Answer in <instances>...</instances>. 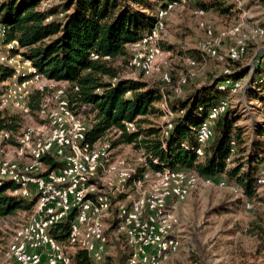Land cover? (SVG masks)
Instances as JSON below:
<instances>
[{
  "label": "trees",
  "instance_id": "16d2710c",
  "mask_svg": "<svg viewBox=\"0 0 264 264\" xmlns=\"http://www.w3.org/2000/svg\"><path fill=\"white\" fill-rule=\"evenodd\" d=\"M42 1L0 0V23L5 27L3 44L16 41V48H5L7 55L16 54L19 50L18 53L30 60L31 65L47 79L67 81L66 96L71 108L75 111L76 107L80 111L81 106L88 107L84 110L89 114L85 121L86 142L96 143V140L112 131L110 148L122 143L133 144L149 168H184L197 176L223 177L241 192L236 194L225 187L228 193L234 195L233 198L220 200L213 209L235 208L243 202L244 196H248L252 198L253 214L263 220L264 214L257 211L258 205L254 203H261L264 194L263 190H256V178L264 170V119L252 127L253 135L243 154L244 150L238 147L235 134L237 110L229 102L213 118L212 134L204 143L200 156L195 153V148L196 130L201 120L222 100H230V87L221 86L226 80L238 81L246 73V95L260 97L264 106V47L252 52L248 65L241 63L242 58L227 59L225 69L211 73L208 80L190 88L184 95L174 94L161 87L159 80L122 75L113 62L116 57L129 61V44L152 29L157 21V9H166L172 0H56L40 8ZM189 1L190 7L204 11L207 7H213L227 12L234 5L230 0H226L227 4L222 0L209 4L200 0ZM247 2L264 5V0ZM241 6L234 5L238 13L242 10ZM157 45L164 50L158 40ZM246 46L245 54L255 46V42L249 39ZM166 47L169 49L170 46ZM91 53L97 57L91 58ZM184 55L197 62L203 57L194 47ZM13 74V67L0 59V82ZM42 95L39 89L32 91L28 100L30 113L37 112ZM162 99H165L172 115L169 128V123L160 124L150 118L151 115L166 114V110L158 105ZM23 115L18 110L0 109V131H20ZM127 122L134 124L132 129L127 128ZM230 149L233 151L230 152ZM41 161L46 168L40 170L39 174L62 166L59 157L51 153L44 154ZM142 169L137 166V173ZM18 189L20 184L17 181L0 176V215L10 214L19 208L31 209L35 194L26 196L15 192ZM71 217L69 215L54 223L48 230L49 235L65 243ZM247 229L258 241L259 237H263L264 223L251 220ZM113 239L115 252L107 253L99 262L96 263L86 250L74 248L69 254L71 263L127 264L129 245L123 236H113ZM190 241L193 243L191 264H206L207 255H202L204 244L193 236Z\"/></svg>",
  "mask_w": 264,
  "mask_h": 264
},
{
  "label": "rangeland",
  "instance_id": "374dc122",
  "mask_svg": "<svg viewBox=\"0 0 264 264\" xmlns=\"http://www.w3.org/2000/svg\"><path fill=\"white\" fill-rule=\"evenodd\" d=\"M188 1L189 0L181 1L168 8L164 11L163 16L159 18L158 22L155 23V25L162 23V28L154 29L155 36L148 45V48H156L158 50L155 55L154 67L149 71H143L132 64L131 60L132 54L135 52V44L131 43L129 46L131 51L129 61L127 62V60L125 61L119 57H116L113 61L114 64L118 66L119 72L122 75L141 76L151 81L159 80L161 87L169 89L170 91L172 89L164 86L161 80L162 75L168 74L170 75L172 86L176 87V91L172 90L174 94L184 95L190 88L208 80L211 73L226 68L224 63L229 59L226 57L229 46L234 45L242 50L240 59L242 58L241 63L243 65H248L250 63L253 51L264 47V35H259L256 32L259 28L264 29V25L258 24H264V5L261 3H248L247 1L249 0H242L241 4H239L234 0H230L237 7L242 5L240 13H238L234 5H232V8L227 12H221L213 7H207L204 15H197L194 14V8L190 7V1ZM200 1L209 4L215 0ZM222 1L225 4L228 3L226 0ZM54 2H56V0H43L39 7L44 8ZM246 2L247 5L245 6ZM150 3L154 2L150 1ZM157 6L155 7L157 8ZM152 10L153 8H151V11ZM159 10L160 8L157 9V19ZM229 31L235 32L233 35L235 37L233 39L230 38ZM249 39L255 42V46H253L251 50H247L245 54L246 48H248L246 42ZM157 40L158 43L163 46L161 48L164 50L158 47ZM203 41H213L215 43L210 55L201 54L203 57L202 59L200 58L198 62L188 57L189 55H184L189 49L193 47L196 49L198 43ZM4 45L5 44L0 42L1 47ZM166 46H170L169 49H167ZM18 51L19 50H17V52ZM2 54H7V50H5L4 47L2 48ZM20 56L23 58L22 54H20ZM0 59L2 60V58ZM19 61L20 58H16V63ZM246 75L245 73L243 79H239L238 81H230V84L226 82L221 84L223 85L222 87H224V85L230 87V94L232 95L229 102L231 106L235 107L237 110L234 122L236 126L235 134L239 143L238 147L244 150L243 154H245V149L253 135L252 127L254 124L261 123V120L264 119L262 99L260 97L253 98V96H247L245 93ZM172 76L175 77L173 78ZM66 84L67 81H56L42 76L39 82L34 83L32 89V91L39 89L43 93L41 104L37 112L35 110L34 113H30L28 104L24 108L8 107L9 109L24 113L18 134L22 135L30 131L33 135L28 141L22 138V136H18L21 138H15L16 143L3 136V132L0 133V146L6 153L5 158L17 163L20 171H24V175H27L31 170L32 174H39L38 172L40 170L46 168L44 163L34 164V169L29 168L33 163L32 152L36 147L34 141L36 139L41 141L50 134L51 127L48 125L47 119L55 111L57 90H61L63 93L62 95L67 98ZM233 88H236L234 92ZM158 105L162 110H168L165 99L158 102ZM40 108L45 110L44 115L40 114ZM74 108L75 111L73 109L72 116L77 117L82 125L87 126L85 121H87L89 114L84 110L88 107L81 106L80 111H78L76 107ZM211 111L212 110H209L208 113ZM171 116L170 114L164 113L158 116L151 115L150 118L153 122H159L160 124L165 123V125H167L171 123ZM169 127L170 126H168V128ZM163 129L165 128L163 127ZM110 137H113L112 131L100 137L95 143L97 147L107 145L108 155L106 158L102 159L104 165L99 168L97 182L95 183L96 189L94 188V191L106 195L108 197L107 200L110 201L111 206L104 222V230L107 235L109 246L107 248V253H114L116 248L113 236L119 237L123 235L121 231L117 229V225L113 224L114 217L116 216L113 201L125 195L124 193H120L121 191H127L129 189H123L122 185L120 186L121 182L115 170L128 171L130 177L127 180V184L131 183L132 179L139 174V172L137 173V166L143 167L144 157L131 143H122L110 148ZM204 145L205 144L202 145V148ZM198 146L197 143V147ZM187 173L193 175L191 171ZM258 177L256 178V190L264 191V187L257 186ZM195 179V186L191 188L190 193L185 199L179 200L172 197L167 201L168 206L172 207V205H175V209H171L174 216L173 232L177 235L178 246L177 250L169 254L168 258L163 260L160 264H191V262H193L191 253L193 250V243L190 241L192 236L195 237L197 241L204 244L202 255H204V253L207 255V257H205L206 264H264V234L263 237H259L257 241V238L247 229L251 220L264 223V218L260 220L258 219L259 217L253 214L252 198L244 196L243 202L238 204L235 208L229 207L227 210L213 209L214 205L220 200L226 201L233 198L234 195L232 196L228 193L226 188L236 194H240L241 191L234 185H229L223 177L218 178L219 180L217 181L210 182H206L204 178L199 176H196ZM221 180L223 181V185L220 186L219 183ZM146 186L144 191L149 193L148 187H150V184ZM29 187L30 183L25 182L22 189H18L15 192H21L23 195L28 196L32 193ZM233 188H236V190L234 191ZM128 191H131L130 197L136 194V191ZM129 199L130 198L126 199L127 202ZM246 200L251 202L250 207H246V205L244 207ZM263 200L264 194L261 203L255 202L254 205H258L257 211L264 214ZM32 212L33 206L28 210L19 208L10 214L0 215V264H17L12 259L7 258L5 252L8 244L12 240L14 231L26 221ZM62 244L64 252L68 255L71 249L76 248L65 243ZM99 261L95 262L97 263Z\"/></svg>",
  "mask_w": 264,
  "mask_h": 264
},
{
  "label": "bare ground",
  "instance_id": "6f19581e",
  "mask_svg": "<svg viewBox=\"0 0 264 264\" xmlns=\"http://www.w3.org/2000/svg\"><path fill=\"white\" fill-rule=\"evenodd\" d=\"M181 1L184 0H172L167 5L166 9L160 8L156 22H158L159 18L163 16L165 10ZM234 1L241 4L242 0ZM205 13L206 11L203 9H194V14L204 15ZM161 28L162 23L156 25V29ZM256 32L259 35H264L263 28L257 29ZM4 34L5 27L0 23L1 43H3ZM234 34V31H229L231 39L235 37L233 36ZM154 36L155 31L152 28L150 31L145 32L139 39L133 42L135 44V52L132 54L131 62L143 71H149L155 65V55L158 50L156 48H148V45ZM147 38L149 40H145ZM214 45L215 43L213 41H203L198 43L196 49L202 55H210ZM17 46V42L13 41L4 45L3 47L16 48ZM3 47L0 46V58L4 59L7 64L13 67L14 74L11 76V78L0 82V109L4 110L10 106L24 108L28 104V99L31 95L34 83L39 82L41 77L45 76L31 65L30 60L25 58H23V60L29 64L30 68L20 69L23 68L22 58H20V61L16 63V54H5L3 56ZM235 48L236 51H232ZM241 55L242 50H240L237 46L231 45L227 49L226 57L229 59H240ZM90 57L96 58L97 56L95 53H91ZM144 59L146 60L144 61ZM14 79L20 80L21 82H28L25 86V93L21 98L14 95ZM161 80L164 86L176 91V87H173L171 84L170 75H162ZM225 82L230 84L229 80H226ZM235 90L236 88H233V92ZM62 94L63 93L61 90H57L55 111L47 119L48 125L51 127L50 134L41 141L38 139L34 141L36 147L33 149V163L29 168L34 169V164L42 163L41 158L44 154L51 153L55 156H58L62 161V166L54 170L65 172L57 174V181H74V171H66L71 170V164L88 166L87 168H83V173L78 174V183H80V185L77 188V196L80 200L70 201L69 211L65 212L64 215H61L60 218L53 221L51 225L48 219H42V209L48 201V187L40 186V188H38V194L35 196L36 199L33 204V212L26 219V221L14 231L12 240L8 244L7 250L5 252L6 257L12 259L17 264H21V260L12 258L13 254L22 252L24 247L34 248L36 244V237L30 236L36 224H41L42 231L43 233H47L48 238H52L53 240L57 241V239L49 235L48 230L53 226L54 223L62 221L69 215H72V219L68 227V235L65 240V244L71 247L86 250L94 261L103 259V257L108 252L107 248L109 246L107 235L104 230V222L107 218V214L109 213V208L111 205L110 201L107 200L108 197L106 195L94 191L95 183L97 182L98 178V171L100 170L99 168L104 165L102 159L106 158L108 155V146L102 145L97 147L95 146V143L90 144L85 141L86 126L82 125L81 121L77 117L72 116L73 109L70 106V101ZM228 105V99L222 100L218 105L215 106V108L210 109L212 110L210 113H207L208 119L206 116L205 119L201 120L196 130V140L199 146L195 148V152L198 156H200L203 152L202 145L210 138L212 134L211 123L213 118L218 116V114L222 112ZM40 114H45V110L43 108H40ZM166 114L171 115V112L166 110ZM133 125L134 124L132 122L126 123L128 129H132ZM168 126H171V124L169 123ZM63 129L67 135V138L65 139V146L71 147H61V150H47L51 143L57 140V135ZM1 132H3V136H5L7 139H11L13 142H16L15 138H21L18 136H22V138L27 141L33 136L30 131H27L22 135H19L18 132L11 133L8 131H0V133ZM72 149L75 154L72 156H66L65 161L64 155H71ZM232 151L233 149H230V152ZM38 154H40V160L36 161ZM5 155L6 153L0 146V176L8 177L14 181H17L20 184V189H22V186L25 184V182H34V174L31 173L32 170L24 176L20 174H14L13 172L4 173V169L20 170L18 164L6 159ZM145 165L146 164L144 162L143 169L132 179L131 183L128 184L127 180L130 177V173L126 170L116 171L113 168L117 174V177L119 178V181L121 182L120 186L122 185L123 189L129 188L128 190L136 191V194L132 197H130L131 191H121L120 193H124L125 195L113 201L116 211L113 224L117 225V229L121 231L125 241L130 247L129 254H127V261L125 260L127 264H145L143 262V257L136 250L134 239H137V232L134 230V228L149 221V209H156V212L150 213V225L153 228L154 234H160L157 237V243L154 248L155 258H153L152 264H160L163 260L168 258L169 254L177 250L178 239L177 235L173 232L174 216L172 211V209L175 208L171 209V207L167 205V201L172 197H175L179 200L185 199L190 193L191 188L194 187L196 183L195 177L197 175L193 172V175L188 174L187 172L189 171L186 169L175 167L153 169ZM263 172L264 170H262L260 176L257 179V186L264 187V175L260 181V177L262 176ZM35 178H46V173L35 174ZM210 181L217 180H206V182ZM149 184V193H146L144 188ZM219 185H223L222 180L220 181ZM233 190L235 191L236 189L233 188ZM127 198H130L128 202L126 200ZM83 201L88 203L90 207L83 208ZM250 204L251 202L246 200V207H250ZM139 205H141V207L136 212H134L133 206ZM48 214H55V204H48ZM97 247H102L100 253H97ZM61 248L65 255V264H72L70 256L64 252L62 242Z\"/></svg>",
  "mask_w": 264,
  "mask_h": 264
},
{
  "label": "built area",
  "instance_id": "2783aa9c",
  "mask_svg": "<svg viewBox=\"0 0 264 264\" xmlns=\"http://www.w3.org/2000/svg\"><path fill=\"white\" fill-rule=\"evenodd\" d=\"M152 28L156 29V25L152 26ZM145 40H149V39L147 38ZM232 51H236V48ZM16 58H22L18 52L16 53ZM145 60L146 59H144V61ZM22 61H23V68L20 69L30 68L29 64L26 63L23 60V58ZM27 83L28 82H21L20 80H15V79L13 80V90H14V95L16 97L21 98L24 95L25 86ZM66 138L67 135L63 129L57 135V140L52 142L49 148H47V150L53 151V150H61V147H71V146H65ZM74 154L75 153L73 152L72 149V154L64 155V160L66 161V156H72ZM39 160H40V154H38L36 157V161ZM87 167L88 166H82L80 164H71V170H66V171H74V181H66V180L57 181V174L65 173V172H59L58 170H54V169H49L46 171V178H35V174H34V182H30L29 189L32 190V193L35 194V196H37L38 188H40V186L48 187V201L46 205L43 206L42 219H48L50 221V224L52 225L53 221L60 218V216L64 215L65 212L69 211L70 201L80 200L77 196V188L80 185V183H78V174L83 173V168H87ZM6 172H13L14 174H20L24 176V171H20V170L4 169V173ZM263 175L264 172L260 177V181L263 178ZM199 176L204 177L205 180H219L216 178H209L207 176H201V175ZM245 203H244V207H245ZM48 204H55V214H48ZM89 207L90 205L85 201H83V208H89ZM140 207L141 205L133 206L134 212H136ZM171 208H175V205H172ZM154 212H156V209H149L148 210L149 221L134 228V230L137 232V239H134L136 244V250L143 257V262L145 264L153 263V258H155L154 248L157 243V237L160 235V234H154L153 228L150 225V213H154ZM30 236L36 237V244L34 248L24 247L22 252H19L18 254H13L12 258H17L18 260H21V264H65V255L62 252L61 241H56L53 240L52 238H48L47 233H43L41 224H36ZM101 248L102 247H97V253H100Z\"/></svg>",
  "mask_w": 264,
  "mask_h": 264
},
{
  "label": "crops",
  "instance_id": "0c3cea01",
  "mask_svg": "<svg viewBox=\"0 0 264 264\" xmlns=\"http://www.w3.org/2000/svg\"><path fill=\"white\" fill-rule=\"evenodd\" d=\"M133 76V75H132ZM65 81V80H64ZM65 83V82H64ZM176 216V215H175ZM175 223H176V220H175Z\"/></svg>",
  "mask_w": 264,
  "mask_h": 264
}]
</instances>
